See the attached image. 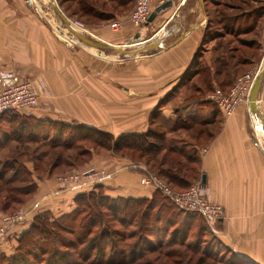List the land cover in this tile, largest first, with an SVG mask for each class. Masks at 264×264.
Returning <instances> with one entry per match:
<instances>
[{
    "label": "rangeland",
    "instance_id": "374dc122",
    "mask_svg": "<svg viewBox=\"0 0 264 264\" xmlns=\"http://www.w3.org/2000/svg\"><path fill=\"white\" fill-rule=\"evenodd\" d=\"M30 2L34 8L32 9V12H34V10L38 12L39 19L42 21L43 18V22L46 29H49L51 32L50 36L44 34L41 37L34 39L39 40L40 44L41 42H44V46L46 48L54 47L71 49L69 50V52L65 51V53L60 51V56L63 61L50 63L49 65H51V68L47 67L45 71L49 70L55 73L54 74L52 72V76L50 78H53V81L57 83V86H60L62 83H64L66 86V92L70 91L75 94H81V97L74 98V101H70L71 99H69V97L61 100L59 98L57 101L50 100L47 94L51 93V89L48 85V80L45 78L44 74H42L44 68L39 66L37 63H33V61H31V63L28 65V60L26 59L28 57L25 55V50H28L29 48H25L24 46L18 45L17 48H14L16 52L17 50H19L17 52L18 54H16L14 58L16 63L10 62V65L8 63L4 67L0 66V68L14 70L19 73L22 77L32 79L33 81L39 83L42 86L44 91L39 96L38 104L36 107H38L40 102L43 101L46 104L52 105V108L56 110L64 109V111L72 115L82 117L83 119H85L83 121H91L93 124L97 125V128L88 126L87 122L85 124V122L81 123L78 120L72 119V121L68 123L69 126H79L77 131L74 130L72 132L70 131V127H67V129L61 127L62 123L60 121H52L49 119L41 120V122H45L41 125L44 126V128L40 127V130L43 131L40 132L37 130L36 134L41 135L40 138L42 136L45 137L44 135H48V139L41 138L40 141L36 143H31L30 147L32 149L40 148L39 151L43 150V148L49 149V143L58 144V142L68 143V145L70 144V147L65 146L52 149L50 151L49 156L42 157L39 160L34 159L35 156L39 155L35 154L34 156V153L30 152V148L29 150H27L28 152L25 151L23 156L16 157L18 158V164H20L17 165L16 168H4L5 165L3 166V164L11 162V159L9 158H11L10 156L12 155L11 153H8L5 149L0 148V172L2 171V173H6V177H8L7 179H9L11 182H14L13 184L23 186L26 185L32 188V190L34 189L31 194L22 197L24 199L22 203L18 204L17 202L12 201L11 204H9L7 207L3 206L5 192L0 191V229L6 226V230L4 233L5 237H0V261L6 259L4 264H21L20 260L14 258L17 247L19 245L18 238H20L25 232L30 230L33 217L35 215L50 212L52 216L57 217L64 212L70 211L71 207L72 209L74 207V204L65 205L64 207L59 205V201L63 202L64 204L66 201L65 199H63V197L57 195V199L55 200L52 199L48 201L47 199L45 202H42L40 209L31 218V207L29 201L34 197L36 193H38L39 184H37V179L40 182L43 181L42 178H44V180L52 178L57 182V187H59V189H73V185H75V189L77 188V190L83 192L90 191V189L94 185L100 183L105 185L104 191L106 192L107 185L105 181L110 178L105 177L103 175H115L119 170L118 166L121 167V165L123 166L125 164L126 166L135 167L137 168V170L141 171V173L143 174H141L140 183L143 186L153 188L154 191L150 196H121L134 198H152L153 196H158V194L162 193L155 192L156 188L153 185H146L145 183L143 184L141 181L144 177L148 175L149 172L166 181V179L161 177L158 173L150 170L148 162H151V165L153 164V162L160 163L162 160L161 157L164 153L167 152V150L162 149L161 152L154 155L157 159H154L153 161L148 160L149 154L142 153L140 147L136 149L131 147H125L127 145V143L125 142L126 139L119 142V144L123 145L121 146V148H116L114 146L115 141L109 139V137L106 136L107 134H110L114 136V138H118L117 136L113 135L112 132H110L112 129L118 127L122 129H132L134 126H142L143 128H145V131L143 132H146L152 128L155 129V131L157 132L162 131V134H164L167 140L174 139L175 144L183 146L187 150L190 149V146H188L189 144L187 142L191 141V138H189L191 137L190 133L189 137L187 136L188 134H183L181 132L166 133V129H171L175 126H180V121L182 120V118L180 114L177 116L174 115V117H170L169 119L165 115H161L158 109L161 107L162 103L165 102L162 101L158 104V106H153L155 112L157 113L150 112L152 108V103H150V99H148L147 96L149 95L150 89L153 88L155 85L149 86L150 81H147L143 78L141 79V82L144 83L146 81L148 85L145 87L138 86L136 90L139 91L134 90V87L136 88L133 82L135 74L139 70H141L142 65L146 66L150 63L149 56L155 51H147L135 55H124L115 52L112 49H109L104 50L103 53L99 54L98 49L83 44L78 39V37H76V35L73 34L69 28H67V26L64 24V22H62L59 15L55 11L51 0H31ZM58 2L62 9L65 11V13L71 19H73V21H79L82 24L73 25L75 29L83 32L87 36H91L97 39H103L107 42L120 45L123 48H136L137 46L142 44L141 42L145 40H157L163 38L164 34L166 35L167 30L165 28V25L168 23V21L165 23V25L162 24L161 26H158L157 24L152 22L154 21L152 20L151 23H149L148 21L139 28L131 24L129 18L133 10L134 4L136 3V0H133L127 8L120 7L118 8V10H114L113 12H116V14H114L113 17H109V15L111 14L109 10H112V7L108 5L104 7V9L107 10L105 11L106 13L96 18L93 16H83L80 14H75V16H72L70 12L71 9L73 10L75 8L76 4L73 3V1H65L64 4H61V0H58ZM218 2H220L218 5L213 4L211 2L207 4V13L209 16L208 20H211L213 23V25H210L212 28L207 30L206 36L208 39L204 43L205 47H203L204 51H207L206 48H211V51L207 53L205 59V63H207V65L204 67L203 72L201 74H198L194 79V87L193 85H189L190 87H187L186 85L181 87V83H179V86L176 87L178 90H176V92L174 93L175 95L173 97H171L170 95L171 98L169 100L171 102L169 103V106L172 107V109L177 110L178 113H181L182 110L184 111V107L186 106V104L189 103L187 100H185V96L189 93L195 92V94L198 95V98L195 99L196 101L204 98L205 102L212 103L207 99V96L210 94V92H213L215 88H220L223 92H228L232 87H234L237 80L240 77L244 76L247 72L253 71V74H256L259 68H251V65L249 64H242L238 67V69L235 68V60H230V55H232V52L235 53L236 48L246 50L247 53H245V56L254 57L257 62L260 60L262 62L264 61V56H261V49L264 48V36H262L261 26L258 27L257 30H253V28H249L246 30V28L249 26V23H247L246 21H244V19L241 18L238 22H236V15L240 14V12H242L243 10L245 11V9H253L255 15H257L258 13L260 14L263 10L262 6L264 1L219 0ZM232 3L237 4V6H240V8H231L229 4L231 5ZM219 17L228 21L226 22L228 24L225 26L224 21L219 22ZM261 23L262 20L260 24ZM126 29V37L121 36L123 31ZM39 32H41V30H39ZM216 32L223 34V36L217 38L212 37L213 33ZM137 34H140L138 38H136ZM6 39L12 42L14 45L13 38ZM253 41L254 45L249 46L248 43L252 44ZM161 49L162 48H159L158 50ZM20 51L22 53H19ZM239 51L237 52L238 55ZM28 53L29 56H31L32 58L33 53L31 48L29 49ZM35 55L36 54H34V56ZM214 56H222L224 59H226V61L220 62L219 60H217L215 62V60L212 59ZM41 58V62H44L43 59H47L44 53L41 54ZM237 58L239 57L237 56ZM209 62H212L213 66H219V63L220 65L223 63L224 67L222 66L223 70L220 74H217L215 73V70H212V72L210 73L211 77H213L212 81H210V83H205L206 73H208L207 66ZM234 71L236 73L235 75H233ZM63 72H65V76L62 74ZM144 75H147V73L141 74V76L143 77ZM228 75L232 76L230 78L228 77L227 80L226 78ZM223 79L226 80L223 81ZM250 81L251 80H249V83ZM56 91L60 92L59 90ZM144 93H146L147 95H144ZM242 104H240L234 110V112ZM191 107L197 108L198 105L193 104ZM16 112L21 113V111L18 110ZM14 113H5V122H2V124H0V138H4L2 137L3 132H7V134H10V137L14 136L15 134H21L22 131H20V129L18 128L20 127V124H28L31 126L32 124H35L32 121H25L22 118H18V116H15ZM46 116L48 118H52L48 115ZM125 121L126 123H124ZM163 121L166 122V126L168 128H159L161 127V125L159 124H161V122ZM175 121H177V125L174 124ZM12 123L15 124L11 125ZM16 124L18 125V127H14ZM249 124L252 132L256 134L257 130L255 128L254 122L250 120ZM200 128L202 127H197L193 131H197ZM208 128L212 129V127L207 126L205 130H208ZM52 129L55 131H52ZM62 129H65L67 131L63 132ZM101 132L103 135L100 134ZM260 132V136L264 137V133L261 129ZM85 136L87 139H83ZM159 137V135L154 137V135L152 134V136H150L149 138L147 137L148 139H145L141 142L135 139L127 140V142L140 144V146L144 147V149L152 148L153 146L155 148L163 144L162 138L159 142ZM8 138L9 137H6L4 141H7ZM206 141L207 139L202 142L206 143ZM42 143H44V145ZM4 148L7 149V147ZM59 155L60 159L58 160V162H55L57 161V156ZM106 156H114L116 159H118L120 163L114 165L115 169H113L114 167L108 168L106 167V165H102V162H108L105 158ZM25 162H28L30 164H28L27 166ZM52 162H54V164H52ZM35 164H39V166H36ZM31 179L33 180V183H30ZM83 180H85V182L88 181V183L80 184ZM197 181H201V179ZM184 183L185 181H182V185ZM2 184H4V182L0 181V187L2 186ZM172 187L174 188V186ZM189 187L190 186H188L187 188ZM187 188L174 189L186 190ZM80 193H77L75 199ZM162 196H164L163 193ZM45 198L46 197H43L42 201ZM163 202L167 203L165 200ZM159 204H162L161 201H159ZM28 212V217L23 224H9L10 216H19L23 215V213ZM154 212L156 213L155 210H153V213ZM194 212L195 213H193V211L190 212L173 208L168 217L174 223L172 229H174V227L176 228V226H178L179 224H182L181 227L183 226V228L191 227V230L186 229L184 231L186 234L189 232V234H187L189 235V242L194 243L198 238V240L201 242L200 246L202 247V250H205L206 248V252H210L213 255H218L217 264H255L243 259H239L238 256L232 253V251L229 250L226 246L220 244L219 240L215 235V229L218 227V221H215L214 223H209L206 217H204L202 214L199 213V215H201L199 216L198 214H196V211ZM51 215H49V217ZM117 224L118 229H121L122 226L119 223ZM127 226L128 230L135 229V225ZM160 230H155L154 233L158 234L159 236L163 235L164 231ZM155 236L156 235L151 236L149 238L148 236L145 237L148 238V240L156 241L158 239ZM185 236L186 235H184V237ZM109 240L110 239H107L108 242H110ZM128 242H131L134 245L136 239H129ZM62 248L64 249V247ZM131 248L132 246H129L128 250H131ZM29 249L34 250V247H29ZM106 250L109 255L112 253L110 247H107ZM36 252H38V250ZM127 253L129 255L130 251H128ZM189 256L191 255L189 254ZM51 257L52 256L50 254H35L31 257L30 264H46L47 261H49L50 264L70 263L69 258L67 259V261H65L64 259L65 257L67 258L66 254H62L61 258H56L55 260H53ZM60 259H62L63 261ZM94 260L95 259H89L85 262L86 264H88ZM173 260L177 262L175 264H186L185 262H180V260L183 261V257L174 258ZM106 261L107 259H105L103 262ZM94 263L97 264V261L95 260ZM71 264H74V261H71ZM192 264H194V262Z\"/></svg>",
    "mask_w": 264,
    "mask_h": 264
},
{
    "label": "crops",
    "instance_id": "0c3cea01",
    "mask_svg": "<svg viewBox=\"0 0 264 264\" xmlns=\"http://www.w3.org/2000/svg\"><path fill=\"white\" fill-rule=\"evenodd\" d=\"M30 1L0 0V66L4 67L8 63L10 65V62L16 63L14 58L19 50L16 52L14 48H17L18 45L31 48L32 58L29 56V49L25 50V55L28 57L26 58L27 63L29 65L33 61V63H37L44 68L42 74L48 80L51 89V93L47 94L50 100L57 101L59 98L61 100L69 97L70 101H74V98L81 97V94L66 92L64 83L57 86L53 78H50L53 71H45L47 67L51 68L50 63L63 61L60 51L65 53V51L69 52L71 49L46 48L44 42L40 44L39 40L34 39L44 34L50 36L51 32L46 29L43 18L42 21L39 19L38 12L35 10L32 12L34 8ZM206 3L205 0H174L172 7L167 8L155 17L152 22L158 26L165 25L168 21L165 25L166 35L164 34L163 38L160 39L163 41L164 47L150 54V63L146 66L142 65L141 70L135 74L133 82L136 88L134 87V90L139 91L136 90L138 86L145 87L148 85L146 81L142 83L141 79L144 78L150 81L149 86L155 85L150 89L147 96L150 103H152L151 107L158 106L163 101L166 104L162 103L158 109L161 115H165L168 119L174 117V115H181V125L171 129L166 126L168 128L166 133L181 132L188 134V137L190 133L191 137L189 138H191V141L187 142L190 149L187 150L185 147L175 144L174 139H166L167 145L182 150L187 156H197L201 178L205 174V187L210 197L225 207V216L217 222L218 227L215 229V235L220 244L226 246L239 259L255 264H264V137L260 136L261 132L256 120H254V125L257 128L256 134L250 128L249 121L251 117L248 102L243 103L233 114H226L215 104H212L213 102H205L204 98L196 101L198 95L192 92L185 96V100L189 103L186 104L185 110H182L181 113L169 106L171 102L169 99L175 95L179 83H181V87L185 85L187 87L193 85L194 87V79L199 74L194 71L196 68L200 69L201 64H204L202 69L207 65L205 59L211 48H206L207 51L203 50L204 43L207 41L206 30L209 22ZM159 4L160 2L155 0L153 9ZM261 29L262 36H264V14ZM184 32H187V34L181 40L170 45ZM126 33L127 29L123 31L121 36L126 37ZM6 38H13L14 45ZM238 51L239 55L237 54ZM245 51L238 48L235 53L232 52V55H230V60H235V68L242 64H249L251 68L256 67L255 69H258L264 61L260 60V63L254 57H244L242 54ZM42 53L47 57V59H43L44 62H41ZM34 54L36 55L34 56ZM261 56H264V48L261 49ZM212 59L215 62L217 60L220 62L226 61L222 56H214ZM209 65L213 70L215 69L212 62H209ZM64 73L62 74L64 75ZM142 73H147V75L143 77L141 76ZM259 99L260 114L264 118V82L259 93ZM193 104H197L198 107L192 108ZM35 108L29 112L21 111V114L32 116L40 122L49 119L68 124L74 119L81 123L85 122V124L87 122L88 126L97 128V125L91 121H83L85 119L82 117L72 115L64 109L56 110L52 108V105L43 101ZM152 108L150 112L157 113ZM46 115L52 118H48ZM184 122H188V125ZM207 126L212 127V129L205 130ZM197 127L202 128L193 131ZM115 129L110 132L117 137L145 131L142 126H134L132 129H122L120 127ZM206 139V143H203L202 141ZM105 158L108 162H102V165H106L108 168H113L115 164L120 163L114 156H106ZM25 164L28 166L30 163L25 162ZM118 169L113 177L105 181L107 185L106 192L109 195L135 197L152 195L154 189L140 183L141 174H143L141 171L125 164L121 167L118 166ZM42 179L43 181L40 182L37 179V184H39L38 193L29 201L31 218L40 209L41 203L47 199L48 201L55 200L59 195L66 202L64 204L59 201L58 204L64 207L65 205L74 204L77 193L83 192L77 190V188L75 189V187L73 189L60 187L61 189H59L54 179ZM43 197L46 198L42 201Z\"/></svg>",
    "mask_w": 264,
    "mask_h": 264
},
{
    "label": "trees",
    "instance_id": "16d2710c",
    "mask_svg": "<svg viewBox=\"0 0 264 264\" xmlns=\"http://www.w3.org/2000/svg\"><path fill=\"white\" fill-rule=\"evenodd\" d=\"M65 1H73V3L76 4L75 8L73 10L71 9L70 13L72 16L80 14L96 18L106 13L105 11L107 10H105L104 7L108 5L112 7V10H109L111 13L109 17H113L114 14H116V12H113L114 10H118L120 7L127 8L133 0H61V4H64ZM205 1L207 2L206 12H208L207 4L209 2L216 5L220 3L218 2L219 0ZM229 6L233 9L240 8V6H237V4L234 3L231 5L229 4ZM262 9L261 13H258L257 15H255L253 9H245V11L243 10L240 14L236 15V22H238L240 18L244 19V21L249 23L250 26H246V30L249 28L257 30L258 27L261 26L260 22L264 14V6H262ZM220 21H224L225 26L228 24L226 23L228 21L219 17V22ZM210 25H213L211 20L208 22L207 30L212 28ZM219 34V32L213 33L212 37L217 38L223 36V34ZM248 44L249 46H252L254 45V41L252 44ZM236 49L238 50V48ZM245 53H247V51H245ZM245 53L242 54L244 57ZM203 66L204 64H201L200 69L196 68L194 72L201 74L203 72ZM222 66L224 67L223 63L221 65L219 63V66H214L215 73L220 74L223 70ZM207 68L208 73H206L205 83H210L213 78L210 75L213 68H211L210 65L207 66ZM235 74L234 71L233 75ZM231 76L232 75H228L226 79L228 80V77L230 78ZM226 79H223V81ZM5 113H14L18 118L35 123L32 124V126L28 124H20V127L16 124L14 127L17 126L20 131H22L21 134L18 135L15 134L10 137V134H7V132L2 133V137L4 138H0V148L5 149L12 155L10 156L11 158H9L11 159V162L5 163L3 166L5 165L4 168H16L17 165H20L18 164V158L16 157L23 156L25 151L31 148V143H36L40 141L41 138L48 139V135H44L45 137L42 136L40 138L41 135L36 134V131H43L40 130V127L44 128V126H41L42 123L32 116L21 114L15 110H9L2 113L0 115V124L5 122ZM163 122L159 124L161 125L159 128L166 127V122ZM184 123L188 125V122ZM13 124L15 123H12L11 125ZM174 124L177 125V121H175ZM61 127L65 129L70 127V131L72 132L74 130L77 131L79 128V126H69V124H62ZM65 129H62V131H67ZM52 131L55 130L52 129ZM100 134H102V132ZM152 134L154 137L159 135L160 137L158 140L160 142L162 138L163 144L155 148L153 146L152 148L144 149L140 144L127 142V140L131 139L139 140V142H141L148 139ZM106 136L115 141L114 146L116 148H121L123 145L119 144V142L126 139L125 142L127 145L124 144L126 145L125 147H131L134 149L140 147L142 153L149 154L148 160H156L157 158L154 155L161 152L162 149H166L167 152L161 157L162 160L160 163L153 162L151 165V162H148V164L150 170L165 178L170 185L174 186V188H187L195 181L201 179L197 156H187L182 150L168 147L167 140L164 134H162V131L157 132L155 129L151 128L146 132L128 133L120 135L118 138H114V136L110 134H107ZM6 137L9 138L7 141H4ZM83 139H87L86 136ZM42 144L44 145V143ZM49 145V149L43 148V150L40 151V148H31L30 152L34 153V156L35 154L39 155L35 156L34 159L39 160L42 157L49 156L52 149L65 146L70 147V144L68 145V143L59 142L58 144L49 143ZM4 147H7V149ZM59 159L60 155L57 156V161L55 162H58ZM52 164H54V162H52ZM35 165L39 166V164ZM7 178L6 173H2L1 171L0 181H3L4 184L0 187V191L5 192L4 207H7L12 201L17 202L18 204L22 203L24 200L22 197L31 194L34 190L26 185H15L13 184L14 182H11ZM32 181L33 180L31 179L30 183H33ZM182 181H185L184 184L187 185H182ZM104 188L105 185L99 183L94 185L90 191L78 194L74 201L73 209L62 213L57 217L52 216L50 212L35 215L30 230L18 238L19 245L14 258L20 260L21 264H30V259L35 254H50L53 260L61 258L62 254H66L67 258H64L65 261H67L68 258L70 259V263L66 262L67 264H71V261H74V264H86L85 261H88L89 259H95L97 264H175L177 262L173 259L178 257H183V261L180 260V262H185L186 264H192L193 262L194 264L218 263V255L206 252V248L205 250H202V247L200 246L201 242L198 238L194 243L189 242V235H187L189 232L186 234L184 231L186 229L191 230V227L183 228V226L181 227L182 224H179L176 228L174 227V229H172L174 223L168 217L173 208L190 212L192 210L182 209L169 197L165 195L162 196L161 191L158 189L155 191L161 193L158 194V196L155 195L152 198H134L111 196L104 191ZM162 197L168 204L163 202L164 200ZM159 201H161L162 204H159ZM153 210H155L156 213H153ZM193 213L195 212L193 211ZM196 214L199 215V212H196ZM49 215L51 216L49 217ZM117 223L122 226L121 229H118ZM127 225H135V229L128 230ZM155 230L164 231V234L159 236L154 233ZM154 235H156L155 237L158 240H148L149 237ZM184 235L186 236L184 237ZM145 236H148V238ZM107 239H110V242H108ZM129 239H136L134 245L131 242H128ZM129 246H132L131 250H128ZM29 247H34V250L29 249ZM62 247H64V249ZM107 247L111 248L112 253L110 255L106 252ZM37 250L38 252H36ZM128 251H130L129 255L127 253ZM189 254L191 256H189ZM105 259H107V261L103 262ZM95 260L88 264H95ZM5 261L6 259H3L0 261V264H4ZM46 264H50V262L47 261Z\"/></svg>",
    "mask_w": 264,
    "mask_h": 264
},
{
    "label": "built area",
    "instance_id": "2783aa9c",
    "mask_svg": "<svg viewBox=\"0 0 264 264\" xmlns=\"http://www.w3.org/2000/svg\"><path fill=\"white\" fill-rule=\"evenodd\" d=\"M154 1L155 0H136L129 18L132 25L139 28L148 22L149 16L153 11ZM158 1L163 3L165 0ZM76 23L82 25L79 21H76ZM256 74H253V71L247 72L237 80L234 87L228 92H223L220 88H215V90L210 92L207 96V99L225 113H233L240 104L248 102V95ZM249 80H251L250 83ZM43 91L42 86L32 79L22 77L14 70L0 68V115L9 110L31 111L37 106L38 98ZM251 120L254 122L253 119ZM103 176L111 178L113 175L106 174ZM141 182L146 185H153L182 209L199 212L206 217L209 223L219 221L225 216V207L209 196L205 184L201 181L191 184L186 190H176L162 178L149 172ZM84 183H88V181L85 182V180H83L80 184ZM73 187H75V185H73ZM28 214L29 212L19 216H10L9 224H23ZM5 230L6 226L0 229V237H5Z\"/></svg>",
    "mask_w": 264,
    "mask_h": 264
},
{
    "label": "water",
    "instance_id": "95a60500",
    "mask_svg": "<svg viewBox=\"0 0 264 264\" xmlns=\"http://www.w3.org/2000/svg\"><path fill=\"white\" fill-rule=\"evenodd\" d=\"M53 7L57 14L59 15L60 19L64 24L71 30L73 34L78 37V39L85 44L86 46H91L99 50V54L103 53L104 50H109L112 49L115 52H118L120 54L124 55H135L138 53L142 52H147V51H158L159 48H163V41L160 39L157 40H145L141 42L139 46L136 48H123L120 45L114 44L107 42L106 40L103 39H97L93 38L91 36L85 35L83 32L78 31L75 29L73 25L77 24L76 21H73L62 9L60 6L58 0H51ZM174 4V0H165L163 3L159 4L154 8V10L151 12L148 21H152L155 19V17L166 10L167 8L172 7ZM187 32L181 33L174 41L171 42L170 45L175 44L177 41L181 40ZM140 34L136 35V38H138ZM264 82V63L261 64L258 73L255 76V79L253 81V84L251 86L249 95H248V106H249V112H250V117L253 120H256L258 123V127L263 131L264 133V118L260 114L259 110V105H260V99H259V93L262 88ZM256 128V127H255ZM257 129V128H256ZM202 183H206V176L205 174L202 175L201 178Z\"/></svg>",
    "mask_w": 264,
    "mask_h": 264
},
{
    "label": "bare ground",
    "instance_id": "6f19581e",
    "mask_svg": "<svg viewBox=\"0 0 264 264\" xmlns=\"http://www.w3.org/2000/svg\"><path fill=\"white\" fill-rule=\"evenodd\" d=\"M77 30V29H76Z\"/></svg>",
    "mask_w": 264,
    "mask_h": 264
}]
</instances>
